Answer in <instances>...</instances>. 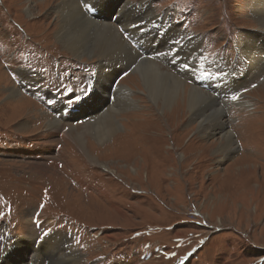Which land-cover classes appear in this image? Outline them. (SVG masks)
Listing matches in <instances>:
<instances>
[{"label": "rangeland", "instance_id": "obj_1", "mask_svg": "<svg viewBox=\"0 0 264 264\" xmlns=\"http://www.w3.org/2000/svg\"><path fill=\"white\" fill-rule=\"evenodd\" d=\"M109 1L103 6H109L106 17L128 2V17L140 21L143 31L145 20L148 26L169 21L173 42L160 38L159 45L168 54L178 51V69L170 66L173 58L155 60L162 50L142 55L125 39L130 54L138 55L137 64L150 60L214 99L232 133V151L218 153L219 133L212 123L203 133L190 114L148 110V95L134 73L137 64L68 54L55 35L59 13L53 11L61 0H0V264H11L2 254L18 240L19 247L27 245L12 259L32 264L30 244L44 235L64 237L76 264H264V61L258 69L241 53L248 37L264 35L250 8L255 0ZM132 31L129 35L146 45L157 42L156 35ZM189 40L197 52H187ZM255 44L264 47V37ZM28 49L45 58L34 54L23 61ZM41 59L64 89L76 88L95 71V83L109 88L98 98L92 87L84 116L57 120L9 74L23 82L45 81L44 73L37 72V80L34 70L23 69L36 68ZM203 73H210L212 92L193 82ZM112 82L117 88L110 101ZM11 88L23 97L18 103L8 99ZM127 98L133 108L127 109ZM96 104L101 107L94 115ZM108 109L120 111L121 128L102 144L80 121L93 117L94 125ZM53 121L61 130L43 142ZM33 163L51 172L36 174ZM47 256L40 257L41 264H48Z\"/></svg>", "mask_w": 264, "mask_h": 264}, {"label": "bare ground", "instance_id": "obj_2", "mask_svg": "<svg viewBox=\"0 0 264 264\" xmlns=\"http://www.w3.org/2000/svg\"><path fill=\"white\" fill-rule=\"evenodd\" d=\"M30 1L34 2V0ZM91 1L92 0H61V3L55 7L53 12L55 13L57 11L59 13L55 35L62 48L68 52V54L74 55L75 57H98L105 59L113 56L110 59L125 61L126 65L137 64L138 55L130 54L132 52L125 42V36L119 31V29L122 28L125 30L124 32L128 30L126 33L129 34V32L134 30L132 32L137 36L143 33V30L138 26V22L140 21L136 20L134 17H128V12H130L129 9L131 8L129 3H121L120 10L116 12V14L119 15L118 22L113 23L108 21V19H110L108 17H104L99 21L88 17L84 12V7L85 3L88 4ZM106 1L110 2L109 0H102V3L95 2L97 8L100 7L101 11L105 10L103 6L108 5ZM108 8L109 6L106 9ZM250 8L255 22L259 23L260 27L264 30V0H255ZM28 13L32 15L30 7ZM153 18H155V16H153ZM145 22L147 26L150 24L146 20ZM263 37L264 35L262 34L257 37H248L247 42H245L248 48L241 50L243 58H245L250 65L258 69L262 66L261 62L264 61V47H258L255 43L261 42ZM189 42V47H185L187 52H189V54H191V52H197L198 48L194 40H189ZM151 54L144 55L150 56ZM137 65L138 66L134 69V73L139 78L145 94L148 95V100L150 102V109L148 110L163 109L162 115L164 113L167 115L178 114V116H180L179 113H183V115L184 113L190 114L194 120L198 121V124H196L198 131L203 133L208 130H206V128L209 123H212L214 125V130L219 133L218 140H220V142L218 153L221 152L224 155H228L232 151V146H234L232 133L225 130V124L221 120L223 113L216 107L217 102L214 99L194 87L184 85L185 83L180 79L163 71L155 63L152 61L150 62V60H142L138 62ZM227 79L228 78H226V80ZM91 86L95 92L99 90L97 91L98 98L105 95L103 92H106L109 88L108 85L100 82H94ZM12 88L8 91V99L14 100V102L17 101L18 103L20 98L22 99L23 97ZM125 104H127V109L134 107L131 105V100L128 98L125 100ZM125 104L123 102V104L120 105V111L125 107ZM99 106V104H96L94 109H92L95 110L94 115L100 110L98 109ZM120 111L108 109L106 114L104 113L97 122L95 121L94 125H92L93 123L90 124V122L95 119L91 117L90 120L86 121L87 128H84V130L87 129L85 131H89L95 141L106 144V142H108L109 139L111 140V137L117 133V130L121 128L118 118ZM86 112L87 111H85V113ZM94 115L92 114V116ZM96 116L98 117V115ZM91 126L93 128L89 129ZM47 128L48 129L41 135V139L45 140L43 142H47L55 133L61 130L58 121L49 122ZM55 161H57V159H54V162ZM36 165H38V163H33V166L31 165L33 172L36 174L47 175L48 172H51V169H48V167ZM64 239L65 238L62 236H48L38 242L39 245L36 244L37 241L34 239L32 244H30V248L32 249L31 254L33 253L31 259L34 260L32 264H36V262L41 264L42 256L47 254H49L47 257H50L47 261L48 264H76L78 258L76 254H74L75 251L73 248L67 249ZM19 242L20 240L14 243L15 249L9 248L10 252L8 251L5 253L8 262L11 264H16V259L14 260L12 258L13 255L15 256L16 252L19 251L18 248H26L27 244L19 247L17 245ZM23 256L22 254L18 258L19 261Z\"/></svg>", "mask_w": 264, "mask_h": 264}, {"label": "snow or ice", "instance_id": "obj_3", "mask_svg": "<svg viewBox=\"0 0 264 264\" xmlns=\"http://www.w3.org/2000/svg\"><path fill=\"white\" fill-rule=\"evenodd\" d=\"M97 3H102V0H97ZM85 7L90 9L91 7H95V5L89 6L87 3H85ZM125 38L127 39L128 37H125ZM176 43H179V41H176ZM237 98H238L237 95L231 96L232 100H236ZM79 101H80V97L73 94L71 96L66 97L63 103H65V106L70 107V106L76 105Z\"/></svg>", "mask_w": 264, "mask_h": 264}]
</instances>
